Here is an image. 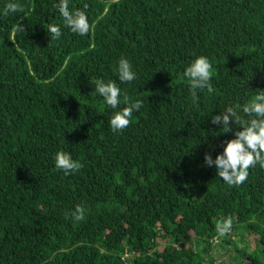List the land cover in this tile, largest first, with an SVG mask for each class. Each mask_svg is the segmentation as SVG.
<instances>
[{
    "label": "trees",
    "instance_id": "1",
    "mask_svg": "<svg viewBox=\"0 0 264 264\" xmlns=\"http://www.w3.org/2000/svg\"><path fill=\"white\" fill-rule=\"evenodd\" d=\"M17 2L0 15V264H264V169L229 185L203 166L232 136L211 115L264 89V0H69L88 4L83 36L55 0ZM200 54L211 91L193 98L183 71ZM120 57L131 82L116 76ZM97 77L142 101L123 130L109 128ZM57 150L81 167L65 176ZM217 236L234 251L222 263Z\"/></svg>",
    "mask_w": 264,
    "mask_h": 264
},
{
    "label": "clouds",
    "instance_id": "2",
    "mask_svg": "<svg viewBox=\"0 0 264 264\" xmlns=\"http://www.w3.org/2000/svg\"><path fill=\"white\" fill-rule=\"evenodd\" d=\"M68 2L69 0H55L53 4L62 18L63 26L80 36L88 34L92 27L86 12L88 4L84 3L82 8L70 10ZM19 11L21 8L17 0H8L3 9H0V15ZM45 27L51 39L61 35L60 25L48 23ZM210 68L208 57L202 54L195 55L184 67L183 76L189 81V91L193 98L198 95V90L208 89L211 91ZM115 73L121 83L131 82L136 78L130 61L125 57L118 59ZM90 82L94 85L93 93L99 94L105 104L113 110L108 118L109 128L113 132L126 128L133 112H138L141 109L142 101L140 99L129 100L111 79L97 77L90 79ZM121 96L125 102L123 105ZM211 123L217 125L220 132H231L232 136L224 142L222 151L216 153L214 158L211 153H204V167L214 168L216 175L229 185H239L244 182L251 167L259 165L264 169V89L252 95L243 105L239 103L226 104L219 112L211 115ZM53 160L55 168L61 170L65 176L76 172L81 167V164L64 150H57L53 155ZM65 215L73 221H80L83 219L84 210L81 205L77 204ZM230 227L229 219H224L216 225L217 231L221 235Z\"/></svg>",
    "mask_w": 264,
    "mask_h": 264
},
{
    "label": "rangeland",
    "instance_id": "3",
    "mask_svg": "<svg viewBox=\"0 0 264 264\" xmlns=\"http://www.w3.org/2000/svg\"><path fill=\"white\" fill-rule=\"evenodd\" d=\"M232 233V232H231ZM234 234V233H233ZM234 236V235H233ZM251 238V239H250ZM249 239V240H248ZM219 240V236H217L214 239V243L216 244ZM247 241L250 242L251 247H253L255 245V240L252 239L251 236L248 235V238L246 239ZM166 239L165 238H159V247L160 248H164V244H165ZM222 244L221 242V238L219 240V243L217 245H215L213 247V249L211 250V255L214 259H216L219 263L221 262H225L228 260L229 256H233L234 251L232 249H230V246H225V248L221 247L220 245ZM234 244L241 247L243 244L241 243V241L239 239L236 238L234 239ZM208 257V256H207ZM210 257V256H209Z\"/></svg>",
    "mask_w": 264,
    "mask_h": 264
}]
</instances>
